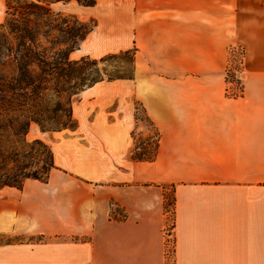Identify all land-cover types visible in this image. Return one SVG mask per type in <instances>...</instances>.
I'll list each match as a JSON object with an SVG mask.
<instances>
[{
	"label": "crops",
	"instance_id": "crops-1",
	"mask_svg": "<svg viewBox=\"0 0 264 264\" xmlns=\"http://www.w3.org/2000/svg\"><path fill=\"white\" fill-rule=\"evenodd\" d=\"M62 8L93 23L81 45L101 56L135 47V80L81 93L95 98L87 144L52 133L46 183L0 189V264H264V0ZM117 89L126 113L109 122L96 101ZM136 101L159 137L152 161L128 158Z\"/></svg>",
	"mask_w": 264,
	"mask_h": 264
},
{
	"label": "trees",
	"instance_id": "trees-1",
	"mask_svg": "<svg viewBox=\"0 0 264 264\" xmlns=\"http://www.w3.org/2000/svg\"><path fill=\"white\" fill-rule=\"evenodd\" d=\"M92 7L94 0H8L0 23V189L21 190L25 181L46 183L56 169L49 145L28 141L32 124L41 133L75 129L72 105L96 84L131 79L99 70L119 56L99 60L70 55L91 32L92 22L63 10L69 2ZM132 54V53H131ZM133 57V55H132ZM133 61V58H132ZM155 152L158 134L155 133ZM143 160L141 156L136 161Z\"/></svg>",
	"mask_w": 264,
	"mask_h": 264
},
{
	"label": "rangeland",
	"instance_id": "rangeland-1",
	"mask_svg": "<svg viewBox=\"0 0 264 264\" xmlns=\"http://www.w3.org/2000/svg\"><path fill=\"white\" fill-rule=\"evenodd\" d=\"M8 0H0V23L4 20V14H5V6ZM74 2V1H73ZM104 46L94 44L92 41L86 42L83 45L79 46V49L76 50L73 54L70 55L71 60H78L81 57H89L90 59L99 60L103 57L110 56V55H116L118 56L119 53H113V54H107V55H100L103 54ZM228 52V60L229 63L232 64L236 60L232 58V49L231 47L227 48ZM130 51L128 55L126 56H119L114 59H110L105 63H99L98 68L100 71L103 69L106 71L107 74H119L124 77H128L132 75L133 67L134 72L129 80H135V58H136V52L137 49L133 47L132 49L128 50ZM132 53V54H131ZM96 54H99V56H95ZM133 55V57H132ZM133 58V61H132ZM235 66V64H234ZM230 70V69H229ZM231 77H233L232 74L227 71L226 74V81L229 79V81H232ZM128 80V79H124ZM116 81V80H115ZM106 82V81H104ZM102 84L99 87L104 86ZM122 90L117 89L114 92L113 98L110 100H102V101H96L98 105H100L103 108V114L106 116L107 121L114 122L119 119V117L122 118L123 115H125V102L121 101L120 98L117 96L119 93H121ZM125 92H127V89H124ZM94 95L92 92H88L86 94H81L79 97L75 100V102L72 105V112H73V118L76 122V128L73 130L79 129L81 131L80 135L83 136L81 139L84 144H87L86 137L88 133V124L89 121L92 118V115L94 114L93 111V104H94ZM134 113H133V124L131 126L130 131V137L132 140L131 145V153L129 154L128 158H130L132 161H136L135 157L141 156L143 160H151V158L156 155L157 152H155V144H156V138H155V129L153 128L152 124L149 122V120L145 117L144 111L141 108V105L138 101L134 102ZM119 116V117H118ZM68 131L66 133H69L72 131V129H67ZM55 136L52 134H46L41 133L38 127L34 124H32L29 128L28 134L26 136V139L28 141H32L35 139H40L43 142H45L47 145L51 144L50 142ZM55 139V138H54ZM81 172H88L87 167H85ZM165 194H164V209L167 213V229L169 235H172L171 232H169L173 227V208H172V197H173V189L171 187H164ZM3 240L0 238V241ZM167 245L170 246L169 253L172 252L173 247V239L168 238L166 240ZM171 264V262H169Z\"/></svg>",
	"mask_w": 264,
	"mask_h": 264
},
{
	"label": "built area",
	"instance_id": "built-area-1",
	"mask_svg": "<svg viewBox=\"0 0 264 264\" xmlns=\"http://www.w3.org/2000/svg\"><path fill=\"white\" fill-rule=\"evenodd\" d=\"M238 56H239L240 59H241V57H242V53H241L240 51L238 52ZM235 77H236V78H235ZM231 79H232V81H233V80L236 81V80H237V76H233V77H231ZM227 81H229V79H227ZM229 82H230V81H229Z\"/></svg>",
	"mask_w": 264,
	"mask_h": 264
}]
</instances>
